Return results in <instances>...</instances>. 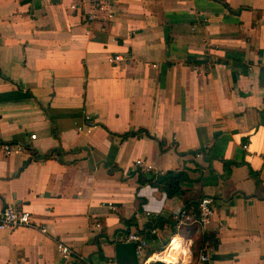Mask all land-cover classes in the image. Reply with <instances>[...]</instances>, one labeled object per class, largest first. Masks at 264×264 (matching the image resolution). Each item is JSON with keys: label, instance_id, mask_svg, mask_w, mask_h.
I'll list each match as a JSON object with an SVG mask.
<instances>
[{"label": "crops", "instance_id": "crops-1", "mask_svg": "<svg viewBox=\"0 0 264 264\" xmlns=\"http://www.w3.org/2000/svg\"><path fill=\"white\" fill-rule=\"evenodd\" d=\"M138 128L154 138L117 136ZM0 137L23 147L0 153V208L33 222L0 229V264H47L58 243L148 264L124 232L201 196L217 238L203 264H264V0H0ZM136 159L184 170L182 195L138 185ZM192 225L150 232L146 252L176 238L187 261Z\"/></svg>", "mask_w": 264, "mask_h": 264}, {"label": "built area", "instance_id": "built-area-1", "mask_svg": "<svg viewBox=\"0 0 264 264\" xmlns=\"http://www.w3.org/2000/svg\"><path fill=\"white\" fill-rule=\"evenodd\" d=\"M111 60H120V57L115 55ZM35 135L30 134L29 139H34ZM243 148L246 145H242ZM23 149L18 143H12L5 141L0 137V153L3 155L10 154L12 152H17ZM135 165L141 166L142 171H149V166L143 164L140 160L136 159L134 161ZM213 214L212 208V199L209 196H201L197 199L196 205L191 210L179 209L175 213L171 215V219L174 222L176 228L185 225H196L201 229H205V227L211 221ZM33 226L32 219L30 217V213L28 211L18 209L13 205H7L5 207L0 208V229H14L17 227H31ZM40 231L45 232L44 227L39 228ZM122 242L131 243L133 245L134 253L137 256H144L143 261H147L148 257L153 253H150L148 256H145L147 243L144 237L136 230L127 232L121 238ZM184 243V242H183ZM190 241L187 243V251L189 252ZM57 253L59 258L57 260L51 261L47 264H71L72 261L75 263L81 264H106L104 261L92 262L89 259L78 258L75 259L74 253L72 250L66 245L58 243L56 246ZM190 258L187 260L189 261ZM187 261L181 263L184 264ZM207 261V256L205 253H199L197 257V261L195 264H203Z\"/></svg>", "mask_w": 264, "mask_h": 264}, {"label": "trees", "instance_id": "trees-1", "mask_svg": "<svg viewBox=\"0 0 264 264\" xmlns=\"http://www.w3.org/2000/svg\"><path fill=\"white\" fill-rule=\"evenodd\" d=\"M112 134V133H111ZM118 137L124 139L128 137H135V136H146L149 138L152 137L144 128H138L136 130H130L123 132L122 134L117 135ZM158 144L161 145L162 141H158ZM197 151H190V153H195ZM46 157V156H44ZM222 163V170L224 173H228L230 170V166L237 165L236 162L227 160V159H221ZM243 163V162H242ZM104 166L108 167V171H111V169H114V165H107L106 163H103ZM248 173L251 177H253L257 182L260 180L258 179L257 172L253 171L248 167ZM136 183L138 185L141 184H148L150 186L157 187L159 190H161L167 198L171 197H179L182 195V186L186 184L189 180L187 173L184 170H165L163 172H155V171H136ZM191 205L194 207L197 203V200L195 202H190ZM182 207H188L186 203L183 204ZM120 220L124 223H128L129 220H123L120 218ZM128 225V224H127ZM144 230L140 229L138 232L144 237V239L147 241V235H150V232H153L154 230L158 229L161 230L164 227H167L169 229V234L172 236L176 233L174 229V222L171 219L170 216H163V215H155L154 217L150 218L144 225ZM198 226H189L188 228L192 230H196V233L194 237L191 239V244L189 245V249L193 247L194 253L190 257V260L184 264H195L197 257L199 253H204V247H215L217 244V238L215 236V232L212 230H202L197 231ZM123 232V231H122ZM127 233V232H124ZM148 235V236H149ZM167 244V241H165L164 245ZM194 244V245H193ZM132 245V244H131ZM193 245V246H192ZM133 246V245H132ZM163 249H160L159 252H162ZM153 251H147L146 256H148ZM153 254V253H152ZM151 254V255H152ZM196 256V257H195Z\"/></svg>", "mask_w": 264, "mask_h": 264}, {"label": "bare ground", "instance_id": "bare-ground-1", "mask_svg": "<svg viewBox=\"0 0 264 264\" xmlns=\"http://www.w3.org/2000/svg\"><path fill=\"white\" fill-rule=\"evenodd\" d=\"M176 238H171V240L169 241V244L172 243L171 248L168 250V255L166 257L164 256H160V254L158 255H151L148 257L147 262L148 264H178L180 263L178 261V255L177 253H179V255H183L182 252L184 250H182V248L180 247L179 243L175 240L173 242V240ZM179 240V239H177ZM180 241V240H179ZM181 242V241H180ZM182 243V242H181ZM183 244V243H182ZM184 248V247H183ZM188 252V251H187ZM167 254V253H166ZM189 255V253H188ZM180 259V258H179ZM185 262V261H184Z\"/></svg>", "mask_w": 264, "mask_h": 264}, {"label": "rangeland", "instance_id": "rangeland-1", "mask_svg": "<svg viewBox=\"0 0 264 264\" xmlns=\"http://www.w3.org/2000/svg\"><path fill=\"white\" fill-rule=\"evenodd\" d=\"M198 228V227H197ZM202 229L199 227L198 228V230L197 231H201ZM179 234L184 238V239H182L183 240V246L185 247V248H187L186 246H187V243H188V241H189V239H186V238H193L194 237V235H195V233H196V230H192V229H190V228H188V227H184L183 229H180L179 231ZM169 237H164L163 236V239H164V241H163V239H162V243H161V247H159L158 249L156 248L153 252H155V251H159L160 249H163V251L161 252V255H163L164 253H166V251L168 250V247H169V239H168ZM165 241H167V244H165L164 245V243H165ZM147 243V242H146ZM190 244H191V242H190ZM194 245V244H193ZM192 245V246H193ZM189 251H190V257L193 255V253H194V250H193V247L192 248H190L189 249ZM147 253V252H146ZM196 257V256H195ZM179 264H181V263H179Z\"/></svg>", "mask_w": 264, "mask_h": 264}, {"label": "water", "instance_id": "water-1", "mask_svg": "<svg viewBox=\"0 0 264 264\" xmlns=\"http://www.w3.org/2000/svg\"><path fill=\"white\" fill-rule=\"evenodd\" d=\"M6 205H4L3 207H5Z\"/></svg>", "mask_w": 264, "mask_h": 264}]
</instances>
